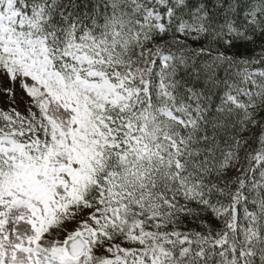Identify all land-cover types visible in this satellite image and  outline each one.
Returning <instances> with one entry per match:
<instances>
[{
    "label": "snow or ice",
    "instance_id": "6c2138e0",
    "mask_svg": "<svg viewBox=\"0 0 264 264\" xmlns=\"http://www.w3.org/2000/svg\"><path fill=\"white\" fill-rule=\"evenodd\" d=\"M4 104L0 264H264V0H0Z\"/></svg>",
    "mask_w": 264,
    "mask_h": 264
},
{
    "label": "trees",
    "instance_id": "16d2710c",
    "mask_svg": "<svg viewBox=\"0 0 264 264\" xmlns=\"http://www.w3.org/2000/svg\"><path fill=\"white\" fill-rule=\"evenodd\" d=\"M210 6H211V5H210ZM192 46H193V47H197L198 45L195 44V43H193ZM203 219H204V220H207V222L209 223V225H210V227H211V230H212V232H213V235L215 234L216 231H219L220 228L222 227L221 223L215 221L214 219H210V218L207 217V216L204 217ZM185 224L187 225V227H188L189 229H191V228L194 227V225H193L192 223L188 222V221H185ZM197 231H202V229L197 228Z\"/></svg>",
    "mask_w": 264,
    "mask_h": 264
},
{
    "label": "rangeland",
    "instance_id": "374dc122",
    "mask_svg": "<svg viewBox=\"0 0 264 264\" xmlns=\"http://www.w3.org/2000/svg\"><path fill=\"white\" fill-rule=\"evenodd\" d=\"M0 106L7 107V105H6V104H4V105H0Z\"/></svg>",
    "mask_w": 264,
    "mask_h": 264
}]
</instances>
